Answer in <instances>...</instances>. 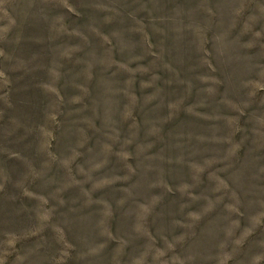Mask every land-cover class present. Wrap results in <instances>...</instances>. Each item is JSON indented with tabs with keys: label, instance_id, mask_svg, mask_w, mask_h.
Listing matches in <instances>:
<instances>
[{
	"label": "rangeland",
	"instance_id": "rangeland-1",
	"mask_svg": "<svg viewBox=\"0 0 264 264\" xmlns=\"http://www.w3.org/2000/svg\"><path fill=\"white\" fill-rule=\"evenodd\" d=\"M0 264H264V0H0Z\"/></svg>",
	"mask_w": 264,
	"mask_h": 264
}]
</instances>
